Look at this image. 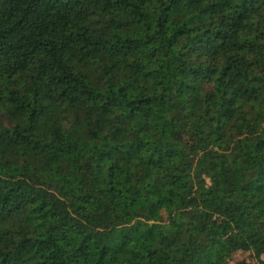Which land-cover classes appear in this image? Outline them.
Here are the masks:
<instances>
[{
    "label": "trees",
    "instance_id": "16d2710c",
    "mask_svg": "<svg viewBox=\"0 0 264 264\" xmlns=\"http://www.w3.org/2000/svg\"><path fill=\"white\" fill-rule=\"evenodd\" d=\"M233 236L264 264V0H0V264Z\"/></svg>",
    "mask_w": 264,
    "mask_h": 264
},
{
    "label": "rangeland",
    "instance_id": "374dc122",
    "mask_svg": "<svg viewBox=\"0 0 264 264\" xmlns=\"http://www.w3.org/2000/svg\"><path fill=\"white\" fill-rule=\"evenodd\" d=\"M190 169V166H189ZM231 246L233 248V252L227 258V262L229 264H235L237 261L242 260L246 263L250 264H259L261 257H257L254 252V244H251V248L249 250H241L240 249V238L233 236L231 239Z\"/></svg>",
    "mask_w": 264,
    "mask_h": 264
}]
</instances>
